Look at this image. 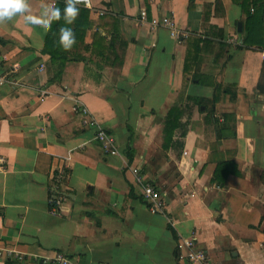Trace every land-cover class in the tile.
<instances>
[{
    "label": "crops",
    "instance_id": "obj_1",
    "mask_svg": "<svg viewBox=\"0 0 264 264\" xmlns=\"http://www.w3.org/2000/svg\"><path fill=\"white\" fill-rule=\"evenodd\" d=\"M30 2L38 12L45 0ZM91 3L93 24L69 51L77 59L56 74L44 28L22 17L0 26V72L18 82L0 84V248L24 256L0 264L57 252L73 264H197L179 257L189 236L210 264H264V46L238 47L240 7ZM153 16L174 21L178 37ZM77 101L117 154L82 125ZM144 183L162 194L163 213L148 209Z\"/></svg>",
    "mask_w": 264,
    "mask_h": 264
},
{
    "label": "built area",
    "instance_id": "obj_2",
    "mask_svg": "<svg viewBox=\"0 0 264 264\" xmlns=\"http://www.w3.org/2000/svg\"><path fill=\"white\" fill-rule=\"evenodd\" d=\"M102 14L103 12H99ZM139 20L143 23L147 21V12L142 9L139 13ZM150 24L155 27L162 25L168 27L170 34L174 37H178L176 33V27L174 21L168 17H156L153 16L149 20ZM264 58V52H262ZM43 68V64L40 65V69ZM10 83L17 85L18 82L13 76L3 74L0 72V84ZM48 95L46 90H40L38 99L43 101ZM73 110L81 115V123L83 126L92 130V136L95 141L99 143L104 153L115 155L117 154L118 147L115 141L105 127L100 123L97 118L93 115L91 110L82 102L77 101L73 106ZM132 172L136 175V179L140 182V175L137 167L132 168ZM150 189V192L147 191ZM141 195L148 206V209L152 213H163L165 209V202L162 198V194L151 184L144 183L141 185ZM170 220V219H169ZM177 250L181 259H187L197 264H210L208 255L205 251L195 247V237H182L177 243ZM15 257L18 260H23L24 256L20 253L15 252L9 248H0V257ZM40 264H73L67 255L57 252L54 257H45L39 261Z\"/></svg>",
    "mask_w": 264,
    "mask_h": 264
},
{
    "label": "trees",
    "instance_id": "obj_3",
    "mask_svg": "<svg viewBox=\"0 0 264 264\" xmlns=\"http://www.w3.org/2000/svg\"><path fill=\"white\" fill-rule=\"evenodd\" d=\"M193 1V0H189ZM218 1V0H217ZM237 4L241 10L240 21L242 22L241 44L238 47H263L264 46V0H231ZM56 5L63 11L65 7V0H55ZM80 8L79 15L75 22L71 25H65L63 20L53 22L51 29L47 30L43 51L49 55L51 63H56L57 72L62 71L65 63L70 59H77L70 57L69 51H64L58 44L59 40V29L61 27H69L75 33V39L83 40L87 30L92 26V21L89 19V8L84 5H78ZM84 58V57H82ZM261 80L258 81V87L260 86ZM179 113V111L177 110ZM176 115L175 109H170L167 116L165 117L166 132L172 127L173 118ZM178 115V114H177ZM165 129V128H164ZM225 164L217 166L219 171ZM64 175H66L64 173ZM61 187H50V207H55L54 195H59L58 192Z\"/></svg>",
    "mask_w": 264,
    "mask_h": 264
},
{
    "label": "clouds",
    "instance_id": "obj_4",
    "mask_svg": "<svg viewBox=\"0 0 264 264\" xmlns=\"http://www.w3.org/2000/svg\"><path fill=\"white\" fill-rule=\"evenodd\" d=\"M84 5L91 8V0H65L63 11L56 5L55 0H45L40 10L34 11L30 0H0V26H6L14 18L22 17L25 24L51 29L53 22L63 20L65 25H71L77 19L80 8ZM75 33L69 27L59 29L58 44L64 51H70L75 44ZM147 191L150 192V189Z\"/></svg>",
    "mask_w": 264,
    "mask_h": 264
},
{
    "label": "water",
    "instance_id": "obj_5",
    "mask_svg": "<svg viewBox=\"0 0 264 264\" xmlns=\"http://www.w3.org/2000/svg\"><path fill=\"white\" fill-rule=\"evenodd\" d=\"M237 31L238 32H241L242 31V22L241 21H238L237 22Z\"/></svg>",
    "mask_w": 264,
    "mask_h": 264
}]
</instances>
